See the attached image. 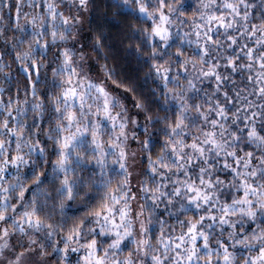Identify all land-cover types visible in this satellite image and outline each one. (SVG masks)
<instances>
[{"label":"clouds","instance_id":"9594fccd","mask_svg":"<svg viewBox=\"0 0 264 264\" xmlns=\"http://www.w3.org/2000/svg\"><path fill=\"white\" fill-rule=\"evenodd\" d=\"M13 2L0 0V121L18 117L11 121L13 127L24 125L23 140L19 143L28 163H22L19 168H6L0 178V264H82L80 257L86 250L75 240H67L69 232L76 228L80 230L81 242L96 237L101 248L108 247L115 237L107 231L106 222L102 219L98 221L92 214L108 188L116 189L118 195L127 194L121 204L128 209V219L124 223L132 229L127 238L128 248L133 252L132 259L135 264H151L153 250L165 254L163 244L168 242L165 237L175 240L189 221L197 220L206 215L214 204L222 203L226 198L225 193L235 194L233 189L238 187V181L234 182L232 158L226 155L227 152L235 150L242 161L246 158L247 150H251L255 156L264 154V144L249 142L246 134L240 131L243 123L237 121V118L242 121L245 115L243 98L248 97L251 86L243 75L231 73L224 67L225 58L236 52L229 44V35L236 37L237 47L245 43L253 44L259 38H249L247 33L253 23L259 30L261 22H264V0H233L238 5L240 16L221 8L222 0H215L208 8L202 6L204 0H166L165 9L170 16L173 41L183 49L187 66L186 72L176 71L178 58L174 57V47L161 48L157 53V57L164 54L177 77L179 86L169 85L170 92H166L160 78L151 70L154 57L149 55L151 46L145 43L143 23L137 22L138 14L132 11L135 8L134 0H126L129 7L122 10L124 14L132 12L127 18L118 8L122 0H90L88 11L79 10V0H58L61 4L76 5L73 11L81 19L72 31L66 33L62 45H54L51 50L45 51H41L37 45L35 55H26L33 51L34 41L22 42V30L12 19V9L6 7ZM19 2L29 17L39 12V9L29 7L31 0ZM151 4L158 8L159 0H151ZM203 12H224L232 25L231 28H219L215 22L212 23L211 34L215 35L216 43L207 44V55L200 52L194 34V26L204 24L205 27L200 29L202 34L199 41L200 44L205 43L203 33L208 24ZM24 22L22 17L19 23L22 25ZM97 38L101 43H97ZM189 40L193 43L189 44ZM60 46L74 50L73 63L81 75L104 83L112 95L119 98L113 111L120 113V120L125 125V135L120 141L127 153L125 167L120 168L118 156L113 162L118 149L109 148L107 167L101 174L95 162H89L91 152L85 155L83 150H78L76 154L84 158L78 161L79 167L74 173H68L74 186L71 198L63 185V173L55 171L54 141L49 139L50 134L54 135L50 129L54 127L56 118L52 101L59 94L51 83L54 78H63L62 73L52 70L61 64L57 52ZM32 60L39 64L40 72L29 78L25 69ZM209 64L219 66L218 70L224 78L219 88L211 77L200 75L201 69ZM113 81L125 86L128 91L120 86L114 87ZM190 81L195 82L194 90L190 87ZM242 88H248V92L241 91ZM224 92H228L227 98ZM237 92L239 96L235 94ZM177 94L182 100L176 99ZM249 98L256 104L264 102L255 95ZM228 99L234 102L229 104ZM217 100L229 111L228 118L215 129L216 139L223 141L225 147L218 155L211 144H205L204 154L201 155L187 145L193 138L197 142L204 139L205 129L211 127L210 121L217 111ZM34 104L42 107L33 108ZM181 108L184 125L173 134L168 126L169 121L173 113ZM201 110L207 114V120L199 115ZM257 125L264 128V117L257 119ZM233 131H239V141L231 135ZM104 133L107 144L111 132L106 123ZM169 137L177 143L175 153L170 149ZM0 139L4 141L5 150L9 147L15 149L14 144L9 145V136L2 128ZM177 141L185 144L182 153ZM41 146L45 149L43 154L39 151ZM3 155L0 152V160ZM177 155H182L183 160H177ZM226 159L229 160L227 168L224 166ZM160 164H167V168L159 167ZM153 165L157 166L155 172L152 171ZM201 168L205 170V180L211 178L214 187L207 188L206 184L199 183ZM191 181H196L198 187L207 188L213 193L208 205L200 202L197 207L196 202L188 200L191 193L187 191L186 184ZM177 187L180 188L179 194L175 192ZM216 194H219V201ZM120 206H116L117 221ZM33 210L36 215L29 223L25 212ZM215 211L219 215V208ZM36 216L39 217L38 223ZM233 219L245 228L248 223H253L245 217ZM209 223L205 220L200 227L209 233L211 247L215 248L216 240L228 239L232 230L222 231L225 226L219 223L209 228ZM262 224L264 218L254 222L253 228L259 230ZM101 225H105L103 235L99 231ZM141 225H145L147 231H141ZM141 239L147 241L148 255L135 251L134 242ZM252 243L256 247L264 246V241ZM65 244L68 245L66 255L63 251ZM187 244L186 238V247ZM73 248L78 250L74 252ZM175 251L169 243L166 253L168 264H172ZM200 252L203 253L204 249L201 248ZM232 252L234 264H243V260L255 252V247L250 249L236 245ZM109 253L121 260L128 256L123 242L119 250L109 248Z\"/></svg>","mask_w":264,"mask_h":264},{"label":"snow or ice","instance_id":"6c2138e0","mask_svg":"<svg viewBox=\"0 0 264 264\" xmlns=\"http://www.w3.org/2000/svg\"><path fill=\"white\" fill-rule=\"evenodd\" d=\"M215 0H204L203 7L208 8L210 3ZM135 8L132 10L137 13V22L143 23V32L145 35L146 45H150L149 55L154 57L151 60V70L160 78L164 85L166 92H170L169 85L178 87L176 83L177 77L173 73V67L169 61L164 58V54L157 57V53L161 48L167 49L170 47L175 48L174 57L177 59V72L187 71V66L184 62L183 49L179 44L173 41V33L169 27L170 16L167 14L165 6L166 0H159V7L155 8L151 4V0H134ZM90 0H79L78 8L80 11H88ZM221 8H226L230 13L235 16H240L238 5L233 0H222ZM248 6L247 4L245 5ZM12 9V19L17 23L18 28L22 30L23 40H32L33 51L26 55H35V48L38 45L41 51L51 50L54 45H62L66 39V33L72 31L74 25L80 21L81 17L75 14L73 9L76 5H69L67 3H58V0H31L29 7L39 9L36 15L31 17L23 12L19 0H14L13 3L6 5ZM124 7H129L126 0H122L118 8L122 12ZM125 18L132 15V12L124 14ZM208 24V28L204 31L205 43L200 44L199 37L201 36L200 29L205 27L204 24L197 23L195 36L197 37L196 44L200 52L207 55L208 43H216L215 35H212V23L215 22L219 28H231V24L225 18L224 12H203ZM24 17V24L19 21ZM247 20V16L244 17ZM234 22V21H233ZM59 25V28H58ZM30 28L31 31H24ZM185 35H188L185 33ZM249 38L257 37L253 44L245 43L237 47L238 41L235 36L229 35L227 37L231 47L236 49L235 54L228 55L225 60L224 67L231 73H236L244 76V80L251 86V91L248 88H242L241 91L248 92V97L243 98L245 115L242 121L237 118L238 122L243 123V131L248 137L249 142H254L257 145L264 144V128L257 125V119L264 117V102L256 104L255 101L249 97L255 95L257 98L264 100V22H261L259 30L257 25L253 23L249 26L247 33ZM43 38V39H42ZM97 43H101L100 38H97ZM189 44L193 41L189 40ZM140 47V45H137ZM260 49L258 52L257 49ZM58 55L61 60L59 68H53V72L63 74V78L56 80L54 78L51 87L59 91L52 101L53 110L56 113L54 127L50 129L49 139L54 141L55 147V171L63 173V185L66 187L69 198H71L73 191V183L68 177V173H74L76 168L79 167L78 161L83 160V156L77 155L78 150H83L85 155L91 152L89 162H95L96 166L103 174L104 169L107 167V160L110 155L109 148L118 149L113 157V162H116V156L119 157L120 168L125 167L124 161L127 158V153L121 144V137L125 135V125L120 120V113L114 112V106L118 103V97L113 96L111 91L104 83L98 82L88 76H83L80 70L73 63L74 50L68 46H60L57 48ZM244 63H241V61ZM203 63V61H201ZM219 66L209 64L201 69L200 75L204 77H211L217 82V87L223 82L224 78L220 71ZM28 77L33 74L38 75L40 66L32 60L30 65L25 69ZM29 82H31L29 80ZM113 86L123 87L125 91L128 89L125 86L118 85V82L113 81ZM190 87L195 89V82L190 81ZM35 85H33V88ZM237 96L239 92L235 93ZM33 95L35 92L33 91ZM223 95L227 98L228 92ZM177 100H182L180 94L176 96ZM229 104L234 101L228 99ZM33 108L42 107L41 105L34 104ZM199 108V106L197 105ZM183 109L175 111L169 121V128L175 134L176 130L183 127L184 117L181 115ZM239 111V109H237ZM235 115V113H232ZM201 118L207 120V114L201 110L199 112ZM229 116V111L226 106L217 100V111L214 113V118L210 121L211 127L205 129L204 139L197 142L194 138L188 143V147L204 154L205 144H211L216 150L217 154L223 151L225 145L223 141L216 139L217 127L221 126V121L226 120ZM18 117H10L0 121V128H2L9 136V145H15V149L9 147L5 150L3 139H0V152H3V159L0 160V178L6 168H19L22 163L26 164L28 161L21 150L20 140H23L24 125L13 127L11 121L16 120ZM94 118V119H90ZM81 120L84 122L81 123ZM105 123L109 126L111 135L105 143L104 127ZM118 129V130H117ZM236 141H239V131L231 133ZM170 149L173 153L176 152L177 143L167 138ZM180 143V151L183 152L185 144ZM39 144V141L36 142ZM147 142L145 141V144ZM247 147V146H246ZM41 154L45 149L43 146L39 148ZM226 155L232 158L231 171L238 181V187L233 189L232 192L225 193V199L222 203L214 204L209 208L204 216H200L197 220L189 221L186 229L177 236L175 240L165 237L167 243L163 244L165 254H160L157 250H153L151 254V264H168L169 257L166 255L171 243L172 247L176 250L175 256L172 258V264H234V254L232 248L236 245H242L247 248L255 247V252L250 254L243 260V264H264V246L256 247L252 241H264V224L259 226V230L253 228V223L257 220L264 218V154L255 156L251 150L245 151V159L242 161L240 155L235 151L227 152ZM177 160H183L182 155L176 156ZM224 166L229 167V160L224 161ZM243 167V170L241 168ZM156 165H153L152 171H156ZM159 167L167 168V164H160ZM204 169L201 168V175L199 183L206 184L207 188L214 187L211 178L205 180L203 175ZM207 188L198 187L196 181H191L186 184V189L191 195L188 200L196 202L197 207L200 202L208 205L213 193L207 191ZM4 191H8L5 189ZM175 192L179 194L180 188L177 187ZM24 195L23 192L20 193ZM126 193L117 194L116 189L108 188L98 205L92 213L95 217L106 222L107 231L115 238L111 240L108 247L101 248L96 237L89 238L81 242L79 237L81 235L79 228L70 231L67 240L76 241L80 243L86 251L80 257L82 264H135L132 259L133 252L128 248L127 238L130 236L132 229L125 226V220L128 219V209L125 205L121 204L122 199H125ZM219 201V194H216ZM120 206L119 221L116 218V206ZM15 207V206H14ZM219 208V215L215 211ZM36 215L35 210L26 211L25 216L28 222H32V217ZM245 217L248 221L247 228L239 225V222L234 217ZM37 223L39 217L36 216ZM209 221V228L214 224L219 223L225 226L223 230L231 229L228 239H217L216 247H211L209 233L202 230L200 225L205 221ZM123 229V231H122ZM105 225L100 226V233L103 235ZM141 231H147L145 225H141ZM188 241L187 247L185 241ZM200 241L198 244L197 242ZM231 241V243H229ZM122 242L124 248L128 252V256L121 260L114 254L110 256L109 248L119 250ZM135 251L142 252L148 255L149 249L147 241L141 239L134 242ZM203 248L204 252L201 253L200 249ZM78 249L73 248L72 251ZM65 255L68 251V245L65 244L63 249ZM206 257V259H205Z\"/></svg>","mask_w":264,"mask_h":264},{"label":"trees","instance_id":"16d2710c","mask_svg":"<svg viewBox=\"0 0 264 264\" xmlns=\"http://www.w3.org/2000/svg\"><path fill=\"white\" fill-rule=\"evenodd\" d=\"M13 15V14H12Z\"/></svg>","mask_w":264,"mask_h":264}]
</instances>
